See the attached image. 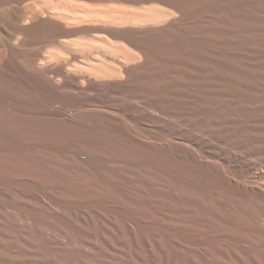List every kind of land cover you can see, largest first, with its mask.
<instances>
[{
    "label": "bare ground",
    "instance_id": "6f19581e",
    "mask_svg": "<svg viewBox=\"0 0 264 264\" xmlns=\"http://www.w3.org/2000/svg\"><path fill=\"white\" fill-rule=\"evenodd\" d=\"M97 133L176 165L179 190ZM168 248L264 264V0H0V264H159Z\"/></svg>",
    "mask_w": 264,
    "mask_h": 264
},
{
    "label": "rangeland",
    "instance_id": "374dc122",
    "mask_svg": "<svg viewBox=\"0 0 264 264\" xmlns=\"http://www.w3.org/2000/svg\"><path fill=\"white\" fill-rule=\"evenodd\" d=\"M4 83H7V85L11 87V92L14 95H17L19 98L24 99V100H28V99L33 98L31 95V92H28L27 89H25V88L22 89L23 87H21V86L11 84L10 81H8V80L4 81ZM24 90H26V91H24ZM31 126L36 127V128H40V129H48L49 131L60 135V137L62 139L67 138L70 141V143H72V145H76V143H77V140H75L73 137L74 134H72L70 131L66 130L65 128H62V127L57 126L55 124H52L49 122H34L33 124H31ZM87 138L90 140V142L92 144L97 145L99 147L101 146V147L107 149L108 152L116 155V157H118L122 161H133V162H135L138 166H140L146 170V172H144L143 174L146 176L147 179L152 177L150 180H152V181L155 180V181H157V183H159V182L163 183L164 180L167 179L170 181L169 182L170 184H173L175 190H179V188L181 187L182 184H181V179L179 176V171H180L179 168L176 165H173V164L166 162L165 160L161 159L159 155L150 153L149 151H146L143 148L142 149H140L139 147L134 148L133 145H128V144L119 142L110 133H108L107 135H101L100 133H97L94 136L93 135H87ZM121 156H122V158H121ZM166 165H168L170 168V174H171L170 177L164 176L163 170H165ZM148 168L150 169V171L152 170V172H150ZM187 174L189 175L191 180H198V178H197L198 176L194 171L187 172ZM160 176L164 180L161 179ZM157 183H155V186L153 188H147V187L146 188L150 192L153 190L155 191V189L157 188ZM214 187H215V185H214ZM156 206H157L156 210L159 213L162 214V211H163L167 215L169 214V216L174 215L175 217H177L176 219L178 220V222H180L181 219H184V217L186 216V214L183 212V210L178 206H176V208L178 207V209H177L178 211L176 212V210L175 211L173 210V211H171V213L169 210L161 209L160 205H159V208H158V205H156ZM210 219L212 221L209 222L208 224L212 226L213 232L215 229L219 230L218 228H221V229L224 228L223 232H225L229 229V226L227 224L215 219L213 216H211ZM215 222H216V224H215ZM186 223H188V225H190L193 228L197 226L196 225L197 222H195L193 220H190V221L187 220ZM214 224L218 227L214 226ZM236 230L240 231L238 228ZM162 241H163L164 245H166L168 243L166 240V237L165 238L163 237ZM223 241L226 242V240H223V238H222L221 242L223 243ZM209 244L211 246V250L216 255V253H218L216 251V246L217 245L219 246L220 244L217 243V241H215V240H213V241L210 240ZM224 252H225V249H224ZM130 256H131V254H130ZM158 256H159V264H192L190 262L188 256H184V257L179 256L175 251L170 250V249H169V251H167V255L159 253ZM219 256H220V258H223L224 254L223 255L219 254ZM133 260L137 264H151L150 258L146 263L139 262L135 257H133ZM212 264H218V263L213 262Z\"/></svg>",
    "mask_w": 264,
    "mask_h": 264
}]
</instances>
